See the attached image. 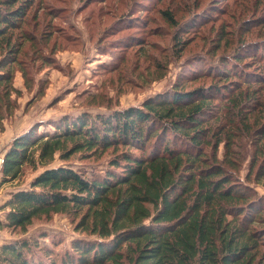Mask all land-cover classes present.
<instances>
[{
    "label": "trees",
    "instance_id": "1",
    "mask_svg": "<svg viewBox=\"0 0 264 264\" xmlns=\"http://www.w3.org/2000/svg\"><path fill=\"white\" fill-rule=\"evenodd\" d=\"M39 1L0 0V135L17 108V72L28 88L25 46H38L36 54L40 39L50 33L28 27ZM261 1L254 0L253 12ZM229 9L221 12L243 14L242 7ZM160 14L179 27L170 9ZM248 17L253 27L264 29V15ZM221 25L207 51L213 57L223 48L212 61L216 67L186 77L207 82L186 87L179 81L138 106L65 116L52 130L32 124L10 140L0 185H19L26 168L40 170L0 204V228L26 234L35 219L64 214L75 232L93 239H72L71 251L57 261L37 241L44 234L19 237L0 244V264H264V197L249 184L264 185V58L259 49H243L245 42L228 37ZM172 40L180 52L189 38L174 32ZM36 57L46 62L43 53ZM247 58L262 59L252 76L242 68ZM239 137H250L253 147L242 183L233 150ZM107 151L101 172L50 166L56 158L65 162Z\"/></svg>",
    "mask_w": 264,
    "mask_h": 264
},
{
    "label": "rangeland",
    "instance_id": "2",
    "mask_svg": "<svg viewBox=\"0 0 264 264\" xmlns=\"http://www.w3.org/2000/svg\"><path fill=\"white\" fill-rule=\"evenodd\" d=\"M236 6L238 10L242 7L241 17L221 12L223 8L230 10ZM253 7L254 0H40L28 16V27L37 34L50 31L40 39L41 51L36 53H43L47 59L43 62L32 53L38 46L28 47V50L25 46L27 56L21 58L25 63L28 88L17 72L14 85L20 89V95L15 98L17 108L5 120V130L0 135V153L5 140L19 133L22 127L41 123L39 130H52L51 124L65 116L73 118L83 111L93 115L138 106L148 97L169 92L179 81L186 87L207 82L208 79L189 81L186 77L194 70L200 72L216 67L211 65L212 61H217L223 48H219L213 57L207 51L213 46L222 22L220 29L227 30L228 37L245 42L243 49L254 52L255 48L259 49L258 55L263 54L264 58V29L253 27L248 17L253 13L264 15V0L258 10L253 12ZM163 9H170L175 15L178 28L163 20L160 14ZM202 20L206 21L202 26H193L192 22ZM174 32L182 39L189 38L180 52L174 49ZM232 46L227 48L228 52ZM258 61L248 58L242 61L247 75L258 72ZM248 140L239 137L233 141V150L240 160L236 173L241 183L246 182L244 176L253 150ZM222 150L219 145V157ZM78 156L65 162L56 158L50 166L65 164L89 175L101 172L110 153L107 151L90 158ZM39 170L26 168L19 185H2L0 204L8 198L10 191L27 187ZM249 184L264 197V185L252 180ZM3 219L4 210H0V220ZM32 234H44L37 241L53 250L57 261L71 251L72 239H93V236L75 232L64 214H54L35 219L26 234L0 228V244Z\"/></svg>",
    "mask_w": 264,
    "mask_h": 264
},
{
    "label": "crops",
    "instance_id": "3",
    "mask_svg": "<svg viewBox=\"0 0 264 264\" xmlns=\"http://www.w3.org/2000/svg\"><path fill=\"white\" fill-rule=\"evenodd\" d=\"M28 127H29V126H28ZM28 127H24V128L22 127V129H20L21 131H20L19 133L25 131ZM4 130H5V129H4ZM19 133L14 134V135H12V136H9V137L7 138V140H5L6 142H5V144H4L3 151L5 150L7 144L10 142V140H11L14 136L18 135ZM2 143H3V142H2ZM2 185H4V184H1L0 187H1ZM13 191H14V190H13ZM13 191H10V192L7 194V197H9Z\"/></svg>",
    "mask_w": 264,
    "mask_h": 264
},
{
    "label": "built area",
    "instance_id": "4",
    "mask_svg": "<svg viewBox=\"0 0 264 264\" xmlns=\"http://www.w3.org/2000/svg\"><path fill=\"white\" fill-rule=\"evenodd\" d=\"M3 154H4V151L2 153H0V166H1V163H2V160H3Z\"/></svg>",
    "mask_w": 264,
    "mask_h": 264
}]
</instances>
